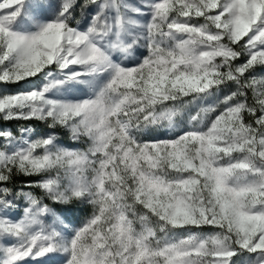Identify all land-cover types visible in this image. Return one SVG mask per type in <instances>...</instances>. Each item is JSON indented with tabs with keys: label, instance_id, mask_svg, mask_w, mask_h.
I'll list each match as a JSON object with an SVG mask.
<instances>
[{
	"label": "snow or ice",
	"instance_id": "obj_1",
	"mask_svg": "<svg viewBox=\"0 0 264 264\" xmlns=\"http://www.w3.org/2000/svg\"><path fill=\"white\" fill-rule=\"evenodd\" d=\"M258 66L264 0H0V264H264Z\"/></svg>",
	"mask_w": 264,
	"mask_h": 264
},
{
	"label": "trees",
	"instance_id": "obj_2",
	"mask_svg": "<svg viewBox=\"0 0 264 264\" xmlns=\"http://www.w3.org/2000/svg\"><path fill=\"white\" fill-rule=\"evenodd\" d=\"M83 3H84V0H77V4H83ZM74 14L76 17V21L82 22V20L85 16V11L82 10L81 7H76ZM260 73H261V69L258 66L256 69V75H258ZM25 86L27 87V85H25ZM0 126L7 129V130L12 131L17 136H19V130L21 128H24V127H32L35 129V131L37 133H43V132L48 131L47 126L44 123L37 122V121H23V120L4 121L3 119H0ZM59 140L61 142H64V143L70 142L69 137L67 136L66 133L61 135L59 137ZM28 179H38V177H30V178L29 177H18L15 181L16 187H20L21 182L28 180ZM10 187H11V185H10ZM28 190L29 189H25V191H28ZM36 191L38 192V190H36ZM45 202L49 203L50 206L55 207V205H52L50 201H45ZM23 206H24V204L21 203L20 208L18 210H15V211H20L23 208ZM80 207L82 208V211L78 214V216H80L82 219L86 220L91 215V212H92L91 205L84 204V205H81Z\"/></svg>",
	"mask_w": 264,
	"mask_h": 264
},
{
	"label": "rangeland",
	"instance_id": "obj_3",
	"mask_svg": "<svg viewBox=\"0 0 264 264\" xmlns=\"http://www.w3.org/2000/svg\"><path fill=\"white\" fill-rule=\"evenodd\" d=\"M131 2L135 3L136 0H131ZM141 50L144 51V49H141ZM260 75H264V72H261L257 76H260ZM93 95L94 94H93L92 90L91 89H88L87 90V95H84L82 98H88V97H91ZM0 128H3V127L0 126ZM3 129H5V128H3ZM153 138H166V129H164V128L153 129V130H150L146 135L143 136V139H145V140H151ZM61 143L63 145H65V146L76 147V148L81 149V150H83V148H85L87 146L86 143H84L82 141L81 142H75V143H73L71 141L68 142V143H64V142H61ZM22 214H23V208L20 211H15L14 210V215L16 217H20V216H22ZM84 221H85L84 219H82L80 216H78L73 221L72 227H79ZM46 222H50V221H46ZM214 231L215 230L212 229L211 227H207L206 226V227H204L202 229V234L209 235V234H212ZM233 259L235 260V264H247V262L250 259H254V254H247V253H245L244 255L234 257Z\"/></svg>",
	"mask_w": 264,
	"mask_h": 264
}]
</instances>
